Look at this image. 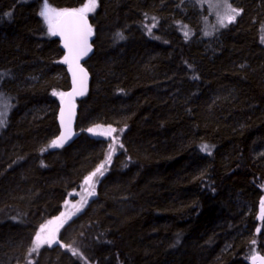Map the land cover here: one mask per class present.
Returning <instances> with one entry per match:
<instances>
[{"label": "trees", "instance_id": "1", "mask_svg": "<svg viewBox=\"0 0 264 264\" xmlns=\"http://www.w3.org/2000/svg\"><path fill=\"white\" fill-rule=\"evenodd\" d=\"M87 1L46 0L62 11ZM191 1L96 0L77 138L50 147L71 88L61 40L39 14L45 0H0V90L15 104L0 135V264L264 255V0H234L242 15L213 37ZM74 193L83 208L59 244L32 251Z\"/></svg>", "mask_w": 264, "mask_h": 264}, {"label": "water", "instance_id": "2", "mask_svg": "<svg viewBox=\"0 0 264 264\" xmlns=\"http://www.w3.org/2000/svg\"><path fill=\"white\" fill-rule=\"evenodd\" d=\"M65 12L76 13V15H61L55 23L54 29L57 31L56 35L61 40L65 57H68V62L66 63L71 79V88L63 96V103L61 102L58 112L60 127L58 138L63 136L62 146L67 147L77 138L78 101L84 98L90 91L91 74L85 64L93 55L96 35L89 15L85 13L81 14L78 10H67ZM81 15H83V19H81ZM81 29L86 34V44L81 43L78 46L74 41ZM66 40L69 43V47L67 48L65 47ZM81 50H84V54H80ZM62 108L64 109L63 116H61ZM253 257H257V259L254 261ZM253 257L251 258V264H264V261L259 259L260 257H264V255L256 254Z\"/></svg>", "mask_w": 264, "mask_h": 264}, {"label": "rangeland", "instance_id": "3", "mask_svg": "<svg viewBox=\"0 0 264 264\" xmlns=\"http://www.w3.org/2000/svg\"><path fill=\"white\" fill-rule=\"evenodd\" d=\"M218 2H220V0H198V3H201L204 7H206L208 12V14L204 15L203 17L197 2L195 0L189 2V5L192 7L194 11L193 17L196 23L200 26L201 29L200 23L202 18L203 32H205L208 36H212V37L216 33L220 32L221 30L229 26L231 23L235 22L242 15V9L236 6L234 0H228V3L231 4L233 8L239 10L240 14L237 15L231 23H229L225 19L224 20L225 26H221L220 20L223 17L224 9L222 7L220 8L214 7V5L217 4ZM49 8L55 10V12L50 15V21L54 28L55 23L61 17V16H57L55 13H63L65 11L53 9L51 7ZM95 8H96V0L94 7L91 4V0H88L85 6L77 10L83 9L84 10L83 13L89 15L95 10ZM1 81L2 79L0 76V88L3 85V82L1 83ZM14 109H15V104L12 98L10 97V95L6 93L4 90H0V113H3V115H0V120L4 121V123L0 125V135L4 131V129H6V127L8 126L10 117ZM82 208H83V204L81 202L80 196L77 193L71 195L61 214L47 220L38 231L37 234H39L40 240L36 239L37 237L36 235L32 244V248L35 247L37 249L34 252L38 253L44 247H53L59 244L61 231L81 212ZM48 241H50L51 243L49 244Z\"/></svg>", "mask_w": 264, "mask_h": 264}, {"label": "snow or ice", "instance_id": "4", "mask_svg": "<svg viewBox=\"0 0 264 264\" xmlns=\"http://www.w3.org/2000/svg\"><path fill=\"white\" fill-rule=\"evenodd\" d=\"M91 4L94 7L95 6V0H91ZM214 7H217V8L222 7L224 9L223 17L220 20L221 26H225L224 25V20L225 19L229 23H231L235 19V17L240 14L239 13V10L233 8L231 6V4L228 3V0H220V2H218L217 4L214 5ZM54 12H55V10L50 9L49 6H48V4H47V2H46V0H45L44 6H43V8H42V10L40 11L39 14H40L41 17H43L45 19L46 22L49 23V32L52 35H56L57 34V31L53 28V26L51 24V21H50V15L52 13H54ZM78 12H80L82 14L84 12V10L81 9V10H78ZM55 14L57 16H61V15H76V13H67V12L55 13ZM9 15H10V13H9ZM81 19H83V15H81ZM185 35H187V33H185ZM74 42L78 46L81 43L86 44V34L84 33L83 29L80 30V32H79V34L76 37V39H75ZM65 47L66 48L69 47V43L67 42V40H66V43H65ZM70 51H71V48H70ZM80 54H84V50H81ZM63 62H65V63L68 62V57L67 56L65 57V59H64ZM81 71H83V70L81 69ZM2 75H4V74L3 73H0V76H2ZM85 75H86V73H85ZM53 95H57V93L54 92ZM60 95L63 96L64 94L61 93ZM62 103H63V101H62ZM63 114H64V109L62 108L61 109V116H63ZM0 115H3V113H0ZM3 123H4V121L3 120H0V125H2ZM89 131H92V130L89 129ZM111 131L112 132H115L116 130L115 129H111ZM62 142H63V136L57 138V140L52 141V144L50 145V147H53V146H62ZM121 147H122V145H121ZM201 150L202 151H208V145H202L201 146ZM111 151H114V149H112ZM111 151H110L109 157H108L109 160L111 159ZM103 167H104V165H101L100 167H98L95 172H93L89 177H87L85 179V183H89L92 180V177L96 176L97 173H100L102 175L103 173H102L101 169ZM262 203H264V202H262ZM36 239L37 240H40L39 234H37ZM48 243L50 244L51 242L48 241ZM36 250L37 249L35 247L32 249V251H36ZM72 251H73V254L74 255L77 254V252L75 250H72ZM252 259L255 261L257 259V257H253ZM259 259H261L262 261H264V257H260ZM30 264H31V262H30Z\"/></svg>", "mask_w": 264, "mask_h": 264}]
</instances>
